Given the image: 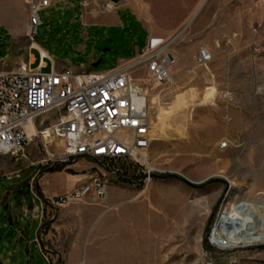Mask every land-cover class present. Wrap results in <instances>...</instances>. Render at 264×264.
Instances as JSON below:
<instances>
[{
  "label": "rangeland",
  "instance_id": "374dc122",
  "mask_svg": "<svg viewBox=\"0 0 264 264\" xmlns=\"http://www.w3.org/2000/svg\"><path fill=\"white\" fill-rule=\"evenodd\" d=\"M30 1L8 0L0 14V64L8 70L32 55L33 68L40 66L26 30ZM116 13V26L91 25ZM39 17L34 42L76 71L108 72L142 53L150 35L170 40L176 59L170 81L152 88L149 158L157 172L151 181L112 178L106 201L58 209L80 218L74 230L84 249L74 264H264V224L253 244L219 249L210 243L223 213L240 204L256 206L264 219V0H64ZM201 48L213 56L206 66L197 63ZM47 62L44 73L51 72ZM43 157L30 148L26 157L0 158V207L6 203L13 211L30 201L27 184L8 190L4 181ZM78 163L98 171L95 163L78 160L51 173L74 175L68 167ZM126 178L144 181L142 172ZM30 183L36 195L35 179ZM59 186L53 181V189ZM4 229L0 264H50L30 243L32 231L22 239L12 227ZM59 251L48 245L53 264L58 253L62 264L72 255Z\"/></svg>",
  "mask_w": 264,
  "mask_h": 264
},
{
  "label": "built area",
  "instance_id": "2783aa9c",
  "mask_svg": "<svg viewBox=\"0 0 264 264\" xmlns=\"http://www.w3.org/2000/svg\"><path fill=\"white\" fill-rule=\"evenodd\" d=\"M62 1H30L26 30L33 44L42 24L39 13ZM170 46V40L150 35L142 53L105 73L76 71L40 50L37 68L32 62L15 70L0 64V158H23L33 148L44 156L32 163L40 172L78 160L98 167L86 183L49 198V206L39 211L41 224L54 209L106 201L112 178L120 179L112 173L127 177L142 172L144 183L151 181L157 172L149 158L152 88L172 77L176 59ZM47 60L51 72L44 73ZM212 60L207 49L199 50V66ZM72 143H80L78 153H71Z\"/></svg>",
  "mask_w": 264,
  "mask_h": 264
},
{
  "label": "crops",
  "instance_id": "0c3cea01",
  "mask_svg": "<svg viewBox=\"0 0 264 264\" xmlns=\"http://www.w3.org/2000/svg\"><path fill=\"white\" fill-rule=\"evenodd\" d=\"M101 23H95L91 25L106 24L116 26L119 24L117 18V13L115 15H110ZM37 45L36 43H34ZM38 46V45H37ZM35 48V47H34ZM37 48V47H36ZM38 50L44 51L38 46ZM45 52V51H44ZM46 53V52H45ZM45 55H48L47 53ZM31 62L34 64L37 63V58L35 55H32ZM37 68V67H36ZM4 158V157H3ZM8 158V157H7ZM12 160L16 158L9 157ZM36 168L37 172L40 173V168L36 166H31L29 170L23 174H18L9 179V181H4L5 186L8 190L17 189L20 186L27 184L32 192L30 201L24 200L20 201L19 205L22 208H18V205H14V208L18 210L10 211L11 207L5 203V206L0 207V234L2 235L5 227H12L16 231L20 232L22 239L29 232H33L37 225L39 224V209L35 204V195L34 191L31 188L30 181L35 179V190H37L36 184L43 195V197L48 200L52 197L62 196L71 192L75 187L80 184L86 183L90 180L93 175V167L88 164L78 163L68 167L71 171L75 172L74 175L62 173H51L45 172L38 178L37 174H32V170ZM37 178V179H36ZM23 179H26L23 181ZM32 179V180H31ZM53 181L57 182L60 186L53 189ZM111 190V189H110ZM78 212L76 211H59L54 215L55 220L52 226H48L43 233H41V239L44 245V248L41 247L42 252H44L45 258L49 261L50 264H53L52 259L48 257V245H53L60 250L59 252L67 251L71 252L72 255L69 259H66L65 264H74L78 258L77 253L83 251L84 246L81 243L79 235L76 234V229L79 225L78 221ZM53 217V218H54ZM51 218V220L53 219ZM50 220V221H51ZM48 223V217L46 218L43 224ZM74 232V233H73ZM30 243H33L30 240ZM38 247H40L38 242ZM76 253V254H74ZM59 259V264H62L63 258L61 253H58L56 256ZM58 264V263H57Z\"/></svg>",
  "mask_w": 264,
  "mask_h": 264
},
{
  "label": "bare ground",
  "instance_id": "6f19581e",
  "mask_svg": "<svg viewBox=\"0 0 264 264\" xmlns=\"http://www.w3.org/2000/svg\"><path fill=\"white\" fill-rule=\"evenodd\" d=\"M7 3L8 0H0V14H5ZM11 24L14 35H19L15 21L13 20ZM32 47L38 49V46L35 44H32ZM41 52L46 56L44 51ZM159 129L160 131L164 130L162 119L159 123ZM31 131L30 128L29 132ZM78 151H80V143H72L71 153H78ZM263 224L264 219L259 214L256 206L250 205L249 203L240 204L234 209V212L223 213L218 226H216L212 234L210 243L219 249L233 248L242 242L245 244H253L256 240V232Z\"/></svg>",
  "mask_w": 264,
  "mask_h": 264
},
{
  "label": "water",
  "instance_id": "95a60500",
  "mask_svg": "<svg viewBox=\"0 0 264 264\" xmlns=\"http://www.w3.org/2000/svg\"><path fill=\"white\" fill-rule=\"evenodd\" d=\"M110 1L114 2L115 4H118L119 3V0H110ZM1 47H3V46H0V56H1ZM99 64H100V62L99 63H96V64H93L92 66L94 68H96V67L99 66ZM55 169H56V167H51V168L47 169L45 172H52ZM112 174L118 176L123 181L136 182L138 185H142L144 183V181H139L138 182V181H135V180H133L131 178H126V177L117 175L115 173H112ZM40 176L41 175H39L38 178ZM36 187H37V190H36V195H35V204L38 206L39 211H41L44 206H49V203H48V200H46L43 197V195L41 194V192H40L37 184H36ZM54 212L55 213H58V209H54ZM51 222L52 221H48V223H46V224H41L39 222V224L37 225V227L35 228V230L31 234V241L32 242H38L39 245H40V247L44 248V245H43V242H42V239H41V233H43L45 231V229L51 224Z\"/></svg>",
  "mask_w": 264,
  "mask_h": 264
}]
</instances>
